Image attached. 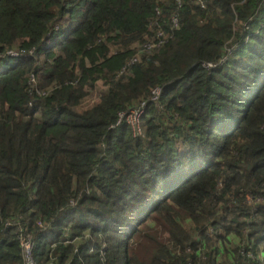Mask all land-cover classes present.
Wrapping results in <instances>:
<instances>
[{
	"label": "trees",
	"instance_id": "trees-1",
	"mask_svg": "<svg viewBox=\"0 0 264 264\" xmlns=\"http://www.w3.org/2000/svg\"><path fill=\"white\" fill-rule=\"evenodd\" d=\"M200 1L0 0V264H264V0Z\"/></svg>",
	"mask_w": 264,
	"mask_h": 264
},
{
	"label": "built area",
	"instance_id": "built-area-1",
	"mask_svg": "<svg viewBox=\"0 0 264 264\" xmlns=\"http://www.w3.org/2000/svg\"><path fill=\"white\" fill-rule=\"evenodd\" d=\"M199 3L201 2L200 0H198ZM171 22L173 25L176 24V19L175 16H172L171 18ZM160 34V33H158ZM157 43H159V41L157 42H151V43H144L141 45V47H144V50H148L149 48H151L154 45H157ZM134 59H131V61H133ZM204 66L206 67H210L213 66V64L210 63H203ZM158 87H154L150 90V99L151 100H156L157 95H158ZM145 105V100H141L137 105H135L134 107L128 108L127 110H123V111H119L116 113V118H115V122H114V126L121 124V123H125L129 129L132 135H139L141 132V128H140V115L142 114L143 111V107ZM20 246H21V250H22V259H23V264H34V261L31 257V246H32V242L30 241L29 238L27 237H21L20 239Z\"/></svg>",
	"mask_w": 264,
	"mask_h": 264
},
{
	"label": "rangeland",
	"instance_id": "rangeland-1",
	"mask_svg": "<svg viewBox=\"0 0 264 264\" xmlns=\"http://www.w3.org/2000/svg\"><path fill=\"white\" fill-rule=\"evenodd\" d=\"M104 88L102 87V83L100 81H98L96 83V87L94 89V92H91L81 103V105L79 107H77L76 111L82 109V108H85L86 106H90L92 105L96 100H97V95L99 93H101V91L103 90Z\"/></svg>",
	"mask_w": 264,
	"mask_h": 264
},
{
	"label": "clouds",
	"instance_id": "clouds-1",
	"mask_svg": "<svg viewBox=\"0 0 264 264\" xmlns=\"http://www.w3.org/2000/svg\"><path fill=\"white\" fill-rule=\"evenodd\" d=\"M3 53V54H2ZM1 54H0V57H2V56H6L7 58H15V57H17V56H24L23 54H22V52L21 51H19V50H14V49H7V50H5V51H3ZM142 115V114H141ZM141 115H140V117H141ZM115 122V121H114ZM125 124V123H124ZM126 125V124H125ZM129 128V127H128ZM140 128H141V124H140ZM142 130V129H141ZM141 133V132H140ZM135 136V135H134ZM36 224L38 225V226H42V223H41V221H36ZM22 256V255H21ZM22 264H23V259H22Z\"/></svg>",
	"mask_w": 264,
	"mask_h": 264
}]
</instances>
